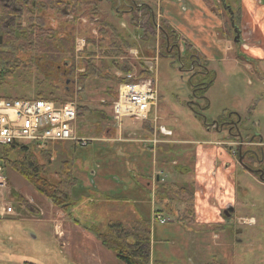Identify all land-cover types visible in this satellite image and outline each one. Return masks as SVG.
Here are the masks:
<instances>
[{
  "label": "rangeland",
  "instance_id": "1",
  "mask_svg": "<svg viewBox=\"0 0 264 264\" xmlns=\"http://www.w3.org/2000/svg\"><path fill=\"white\" fill-rule=\"evenodd\" d=\"M96 2L101 14L95 18L94 23L85 20L86 25L81 21L90 17L83 15L84 12L77 17V20H71L67 14L58 15L51 8L45 7L46 9L43 11L34 10L32 14L33 17H41V28L37 27L39 24L29 28L31 15L24 14L20 20L23 30L13 37L16 46L22 45L21 42H27L30 32L35 33L36 36L43 34L42 37L46 40L49 29H55L56 37H60L61 40L74 36L78 40L79 37L98 40L102 28V24L100 26L98 23L100 20L101 22L106 20L117 30H120L129 42L136 44L127 52L126 56L119 59L120 62H129L133 66L135 65L138 70L142 68L138 67L139 64L143 66L144 62H153L151 59L154 56L153 47L157 45L159 38H150L148 42L138 39L136 34H143L146 30L140 28V31L134 26L131 13H124L121 16L114 13L110 3H117V8L119 0H113V2L111 0H93V3ZM156 11L155 16L161 20L162 15H160L159 9ZM234 22L233 24L237 25V22ZM74 28L76 33H74ZM43 31L46 35L42 33ZM4 32L6 33V30L0 31L2 42ZM107 32L110 33V30ZM9 33L11 32L9 31ZM154 34L156 35V32ZM108 40L107 36L103 41L104 46L108 45ZM238 47H242V43ZM236 51L234 50V52ZM64 52L66 51L61 54ZM15 53L26 65L18 69L13 79L0 85V97L32 100L38 93H43L45 96L58 99L56 100L58 103H71L76 106L77 114H79L78 121L75 123L76 136L87 140L88 143L85 146L80 142H77L76 145L73 142H54L48 145L47 149H53V165L47 168L45 176L49 180L55 181L59 164L62 161L70 160L75 165L74 175L86 188V193H81L80 197H84L80 204H75V208L69 214H65L54 207L49 199L35 191L34 187L19 173L9 166H5L9 187L0 194V206L13 207L18 213V217L12 216L0 220V264H24L27 262L32 264H84L85 260H82L83 257L77 246L76 250L75 246H71L74 251V259L67 262L64 260L63 254L68 248L64 242L69 243L70 241L66 235H57L59 246L55 238V226L60 225L62 230L75 228L74 222L76 221V224L83 229L82 234L77 236V243L79 239L85 241L86 252L91 254L92 251L99 250V245L102 246L95 236L88 232L92 225L106 230L113 220L117 222L132 221L133 223L139 221L136 217H130L131 208H133L130 201L124 200L122 196L106 193V188L97 187L99 184L103 186V181L105 184L111 182L110 187H112L113 180L109 177V171L105 170L107 172L103 175L107 178L105 180L103 178L99 180L94 174L95 171H98L96 168L101 163L108 160L111 154H116L111 149H121L117 145H123L128 151L124 155L116 154L114 156L118 162L120 161V169L115 173L119 177H124V174L128 173V180L131 181L132 171L128 168V164H130L129 160L137 155L134 152L131 153L130 149H139V145L143 149H147V145L138 143V140H143L148 134L144 129L146 125L142 124L141 126L140 122L137 123L131 118L123 119L120 125L115 121L116 119L110 118L112 110L111 107H108V102L112 101L111 104L114 102V92L118 90L113 81L114 68L111 60H103L104 67L109 71L111 69L109 73L105 70L100 71L101 74L90 79L88 84L83 87L78 84V78L85 70V63L81 65L75 61L76 67L73 70V68L63 66L61 62L58 65L46 62L44 57L40 56L41 52L33 50V48H25L23 51L16 50ZM66 58L68 59V57ZM102 59L103 57L99 56V61L96 59V63L99 64ZM105 61H109V63L107 64ZM245 62L247 61L242 56L238 59L227 58L224 63H212L210 68L214 71L210 72L213 75L211 78L213 83L211 87L201 89L200 85L204 83L201 81V76H196L191 85L190 75L192 73L187 71V68L180 69V63L176 59L160 56L157 65L154 64V71L150 69L153 73L151 78L156 81L159 91L160 102L157 115L160 117V123L164 121L167 126L172 124L171 127L176 132L184 134L183 139L204 140L203 130L206 135L213 133L218 135L215 131H208L207 124L212 125L217 123L221 117L229 118L232 115L233 121L242 120L241 128L244 135L251 137V141L254 139L258 145L264 144V72L261 66L258 68L256 64ZM248 65L252 66V70L250 67L247 68ZM119 72H116L117 75ZM135 73L137 74L138 71ZM193 94L205 96L208 100V113L205 115V119H200L195 113V106L191 104ZM84 107L88 111L84 116H81L80 110H83ZM105 115L109 118L104 117ZM195 132H199L200 136H196ZM154 138L155 136L152 134L150 139ZM171 138L174 139V137ZM166 140L170 142L161 141L155 145L152 143V148L162 149L164 150L163 154L166 153L167 157L179 160V170H183L186 175L189 174L193 170L194 151H196V149L189 148L194 145L175 144L171 139ZM217 146H220L219 142H217ZM226 148L229 151L228 147ZM167 149L172 153H167ZM217 150L218 153L213 156L226 167L227 175L232 174L229 176L232 187L227 193L230 199L228 204L220 210V218H215L210 204H207L210 213L205 209V215L210 219L206 223L197 220L198 216H196L194 224H184L178 220V215L175 213L163 215L169 218L165 225L149 218L152 240L154 241L150 249L152 258L172 264H211L214 261H217L218 264H264V180L254 171L252 162L248 161L247 163L245 160L238 163L236 159V161H232L221 149ZM247 150L242 149L244 154ZM236 152L237 149L231 148L233 156ZM38 157L44 164L41 154ZM146 162H148L147 168H151L153 161ZM125 165L127 171L124 169ZM175 171V166H168L167 174L169 176L173 177ZM160 175L164 174L160 172ZM152 180H156V178L153 176ZM162 180L164 181V179ZM168 180L170 179L166 177L164 182H168ZM119 181L125 182L124 179ZM176 182L180 186L184 185L183 181ZM187 184L186 186L189 188L194 186L190 182ZM110 187L108 191H112ZM102 192H105L103 196ZM77 194L79 196V193ZM20 195L27 199L35 210H29L24 205L20 207L17 199ZM154 202L157 201L154 199ZM212 204H214L213 201ZM227 206L232 210L230 217L224 215ZM156 207H158L157 203ZM25 213L27 214L25 215ZM118 213L121 216L119 219H115L114 215ZM144 219L145 216L141 217V220ZM84 231L87 233L84 234ZM32 234L35 238H32ZM84 236L93 239L96 243L86 240ZM103 249L104 253L112 257L111 262L107 256L104 257L110 264H123L114 253L105 247ZM60 250L63 252L62 255Z\"/></svg>",
  "mask_w": 264,
  "mask_h": 264
},
{
  "label": "trees",
  "instance_id": "2",
  "mask_svg": "<svg viewBox=\"0 0 264 264\" xmlns=\"http://www.w3.org/2000/svg\"><path fill=\"white\" fill-rule=\"evenodd\" d=\"M201 1L208 8V10L215 16L217 15L218 18L222 17L224 12H230L225 8L222 0ZM225 2L226 5H229V0H225ZM45 7L51 8L58 15L67 14L71 20H77V17L84 12L83 15L90 17L86 18L90 21V23H93L95 18L101 14V10L99 9L97 2L93 3V1L90 0H0V31L6 30V33L4 32L3 42L0 44V85L13 79L18 69L22 68L23 65H26L24 64L25 62L15 53L16 50L23 51L25 48H33V50L37 51L39 50L41 52L40 56L42 55L46 62H50L54 65H58V63L61 62L63 66L73 68V70L74 67H76L74 65L75 61H78L81 65L85 63V70H83V73L79 75L78 78V84L83 87L88 84L90 79L95 78L99 75V73L101 74L102 72L100 71L105 70L107 73L111 71V69L109 71L108 68L104 67L103 60L105 59L111 60V63L113 64V81L116 83L117 89L120 84L127 82V75H133V79H149V77H152L153 73L144 65L141 66L139 64L138 67L142 68L138 70L135 65L133 66L129 62H120L119 59L126 56L128 54L127 52L134 48L136 44L129 42L127 37L122 34L120 30H117L116 27L112 26L111 23L106 20L102 22L100 20L99 25L101 26L102 24V28L100 29V38L98 37V40L95 38L86 39L83 37L86 40V48L82 54H78L76 51L78 39L74 38L75 36L69 38L65 37L64 40H61L60 37H56L57 33L55 29H49L47 32L50 33H47V35L45 34V31L42 32L46 35V40L43 39V34L36 36L35 33L30 32L29 40H27V42H21L22 45L17 47L13 37L18 32L21 33L23 30V26L20 21L21 18L24 14H28L29 16L31 15L29 18L31 22L29 28L37 26L38 24L39 25L37 27L41 28V17H33L32 14L34 10L41 12L43 9H46ZM232 12L234 13L235 21L237 22V25L233 24V28L231 29V38L234 39L235 27L237 26L240 28L242 15H240V11ZM147 15L150 18L151 14L147 13ZM145 17L146 16H143L141 19L142 23H145L146 21L144 27H139L137 25L138 23L136 17H134V26L137 27L138 30H140V28L142 30H146L143 34L138 33L136 35H138V39L148 42L150 38L155 37L150 30L153 29L156 31V27L152 18L145 19ZM155 19L158 20L157 18ZM156 23H158V21H156ZM160 23L161 27H166L167 29L165 34H170L169 36H173L172 34H174L177 38H180L178 34L173 32L166 20H163ZM42 30L44 29L42 28ZM107 30H110V33H108ZM9 31L11 33H9ZM74 33H76V30ZM107 36L109 38L108 45L104 46L103 41L106 40ZM159 42H162L165 45L164 40L161 41L160 39ZM38 45L40 47H36ZM184 45L186 46L187 51L193 49V46L189 43H184ZM159 50H163L162 52L165 53L163 46H160ZM63 51L66 52L61 54ZM155 52L156 48L154 46L152 53L155 55ZM99 56H102L103 59L98 64L96 63V59L98 60ZM66 57H68V59ZM106 63L108 64L109 61ZM117 71H120L118 75L116 73ZM135 71H138V73L136 74ZM114 96L116 99V91L114 92ZM50 97L51 96H45L43 93H38L33 99L49 100L61 105L64 103H58L56 101L58 99L55 100V98ZM5 99L14 100L23 98L5 97ZM111 102L112 101L108 102L109 108H112L113 106L114 102L112 104ZM87 111L86 107H84L83 110H80L81 116H84ZM109 116L113 119L112 111ZM104 117L107 119L109 118L107 115ZM150 124L151 123H143V125H146V128L144 129L149 130ZM36 148L37 147L35 145L15 143L3 149V160L7 166L19 173L27 182H29L34 187L35 191L49 199L54 207L60 209L65 214H69L70 211L75 208V204H80V201H82L84 196L80 197L81 193H86V188L81 185V181L74 175L75 165L70 160L62 161L59 164L56 180L51 181L45 175L47 168L53 165L52 155L46 149L39 150ZM40 154L44 164L38 157ZM156 184L157 187L155 193L153 194V202L152 195L150 193L152 210L149 214V218L153 217V213L164 217L163 214L160 213L163 212V210H160L159 207H161L162 204H165L164 202L167 200L170 203H178L183 207L181 214L178 215V220L182 221L184 224H194L196 222V214L194 205L195 197L192 188L180 186L177 183L163 182L160 177ZM77 193H79V196H77ZM17 199L20 206L24 205L31 210H35L23 196L20 195ZM154 199L157 202H154ZM156 203L158 204V207H156ZM149 218L136 221L134 223L129 221H111L112 223H110L108 229L106 230H102L98 226L92 225L88 229V232L95 236L103 247L114 253L118 260L123 264H172L168 261L152 258L150 253L152 246V234ZM75 223L77 222L75 221ZM24 264L32 263L27 262ZM211 264L218 263L217 261H214Z\"/></svg>",
  "mask_w": 264,
  "mask_h": 264
},
{
  "label": "crops",
  "instance_id": "3",
  "mask_svg": "<svg viewBox=\"0 0 264 264\" xmlns=\"http://www.w3.org/2000/svg\"><path fill=\"white\" fill-rule=\"evenodd\" d=\"M154 5L157 6V9H159L162 19L166 20L168 25L178 34L181 39V43L191 44L193 46V51H196L200 55V57L204 60L206 67L210 71H214L212 68H210L212 63H224L226 62L227 58L238 59L244 56L247 61L245 63L256 64L258 68L261 66L264 72V0H229L228 6H230L231 11H240V15H242L240 24L241 34L239 41H236V32L234 39L231 38V29L233 28V23L235 21L233 12H224L223 16L218 18L208 10L201 0H158L156 3H154ZM159 41L160 40L158 39V43ZM240 43H242V47H238ZM157 47L156 52L160 54V50L159 48L157 49ZM234 50L237 51L234 52ZM158 53L154 55L153 58H151L152 61L155 59ZM230 53H232V55H230ZM240 53L244 54L241 55ZM249 67L252 70V66L248 65L247 68L249 69ZM165 123L166 122L162 121L160 124L173 131L172 137H174V139L171 137L166 138L159 136L160 141L170 142L166 139H171L172 143L175 144H192L194 146L190 147L189 149H196L197 151H194L195 161L192 165L193 170L190 171L189 174L186 175L183 170H179V160L173 157H167L166 153L163 154L164 150L162 149L152 148L153 144L149 143V141H151L150 136L153 134V129L150 126L149 130L146 129L148 133L146 137L143 140H138V143L147 145V149H143V147L140 145L139 149H130L131 153L134 152V154L137 155L133 158L131 157L132 159L129 160L130 164H128V168H130L132 171V180H128V173L124 174V177H119L115 173V171L120 169V161L118 162L114 156L116 154L118 156L124 155L128 151V149H125L123 145H117L121 149H111L116 154H111L108 157V160L101 163L96 168L98 171H95L94 174L99 180L101 178L105 180L106 177L103 175L107 174L105 170H108L109 177L111 180H113V188L110 187L111 182H106L105 184V181H103V186H100L99 184L97 187L106 188V193H113L115 196H122L124 200L130 201L131 207H133L131 208L132 213L130 217H136V219L140 221L141 217L143 216H145V219L149 218V214L152 210L150 193L153 198V194L155 193L157 187L156 182L159 180V177L164 179V181L167 177L170 179L168 182L173 181L171 183L183 181L184 185L182 186H186V184L190 182L192 185H194V188H191L195 197L194 205L196 216H198L197 220H201L203 223H206V221L210 220L208 218L209 216L207 217L205 215V209L208 213H210L207 204H210L215 218L219 219L221 214L220 210L224 205L228 204L230 199V196L227 195V193L230 192L229 189L232 187L229 178V176L232 174L227 175L226 167L219 163V161L213 155L218 153L217 149H221L224 154L228 155L233 161L234 159L231 149H229V151L226 150V147L229 148V146L224 144L223 140L218 138V136L214 133L206 135L205 131L203 130L204 135L202 137L204 140L194 138L183 139V133L176 132L175 129L171 127L172 124L167 126ZM139 124L142 126L143 123L140 122ZM194 134L196 136H200L199 132H195ZM75 135H77L76 132ZM217 142H219L220 146H217ZM46 150H48L52 155L53 149H47L46 147ZM166 151L167 153H172V151L169 149ZM146 161H153L151 168H147L148 162ZM169 165L176 167L173 177L167 174ZM124 169L127 171L126 165ZM160 172H162L164 175H160ZM153 176L156 178V181L152 180ZM120 179H124L125 182L119 181ZM109 187L112 191H108ZM104 193L102 192L101 195L103 196ZM212 201L214 204H212ZM164 203L165 204L161 205L162 208L159 207L160 210H163V212H160L163 215L166 213H175L176 215L181 214L182 206L180 204L170 203L167 200ZM26 214L27 213H25V215ZM114 216H116L114 217L115 219H119L121 214L118 213ZM61 225L63 226L64 222ZM74 226L75 228H66L64 230L61 229L60 225L55 226V238L58 234H62V236L66 235L70 241V244L64 242L65 246L66 244L68 245L66 246L68 248H66L63 254L64 260L67 262L74 259V251L72 247L75 246L76 250L77 246L80 250V255L83 257V259L82 257L81 259L85 260L84 264H110L109 262H111L112 257L109 254L104 253L103 246L99 245V250H96V253L92 251L91 254H89L86 252L85 241L79 239L77 243V236L82 234L83 229L75 222ZM86 233L87 232L84 231V234ZM85 239L96 243V241L91 238L89 239L85 237ZM58 240L59 239L56 238V241L60 246V242ZM153 242L154 241L152 240V244ZM60 252L62 255L63 252L61 250ZM105 256L109 258V262L104 259Z\"/></svg>",
  "mask_w": 264,
  "mask_h": 264
},
{
  "label": "built area",
  "instance_id": "4",
  "mask_svg": "<svg viewBox=\"0 0 264 264\" xmlns=\"http://www.w3.org/2000/svg\"><path fill=\"white\" fill-rule=\"evenodd\" d=\"M86 41L77 40V53L84 50ZM158 61V58H155ZM127 75V82L119 86L117 100L113 106L114 118L121 122L131 118L142 122H151L155 138L154 145L161 142L159 136L171 137L172 131L158 124L157 108L159 91L156 81L133 79ZM77 110L71 103L59 105L46 100H7L0 97V194L8 188L5 175L3 149L15 143H32L40 149L54 142H80L87 140L76 137L74 124ZM16 215L13 207H0V217ZM168 218L153 214L152 221L166 224Z\"/></svg>",
  "mask_w": 264,
  "mask_h": 264
},
{
  "label": "flooded vegetation",
  "instance_id": "5",
  "mask_svg": "<svg viewBox=\"0 0 264 264\" xmlns=\"http://www.w3.org/2000/svg\"><path fill=\"white\" fill-rule=\"evenodd\" d=\"M111 1L113 2V0ZM157 1L158 0H154L152 2H147L146 0H119V6L117 8V3H110V6L114 9V13L116 15L121 16V14L124 13H131L133 19L134 17L137 18V25L139 27L145 26L146 21L145 23L141 22L143 16H146L145 19L152 18L156 27V31H154L153 29L150 30L153 35H155L154 33L156 32V35L153 38L157 37L159 38V40L161 39V41H165V45L162 42L158 43V47L163 46L165 51V53H163V50H160V56L176 59L180 63V69L184 70L185 68H187V71L192 73V75H190L191 85L194 83L196 76L199 75L201 76V81L204 82L200 85L201 89L204 87H211L213 83V80H211V78H213V75L206 67L204 60L200 57V55L196 51H193V49L187 51L186 46L181 43V39L177 38L176 35L172 34L173 36H169L170 34H165L167 31L166 27L163 28L160 25V22L164 19H161V21L155 19L157 18L155 16V14L157 13V6L154 5V3H156ZM147 13L151 14L150 18ZM156 21H158V23H156ZM173 32L177 34L174 30ZM191 104L195 106L194 109L196 115L200 119H205V115L208 113L209 105L206 97H201L200 95L193 94V96H191ZM231 116L229 118L221 117L217 123H214L212 125L207 124V130L217 132L218 138L222 139L224 144L228 145L231 143L230 145H228V149H231L233 147L234 149H237V152L234 153L233 156L234 160L236 159L237 161H235L238 163H242L245 160L247 161V163L248 161L252 162L254 171L261 177L262 180H264V144L258 145L257 143H255L254 139L251 141V137L242 133V120L238 119L237 122H235L232 120ZM237 118L240 117L237 116ZM229 139L230 141H228ZM242 149L248 150L245 151L244 154ZM250 153H252V155H250ZM225 209H227L226 211H230L231 208L227 207ZM226 211H224V213Z\"/></svg>",
  "mask_w": 264,
  "mask_h": 264
},
{
  "label": "water",
  "instance_id": "6",
  "mask_svg": "<svg viewBox=\"0 0 264 264\" xmlns=\"http://www.w3.org/2000/svg\"><path fill=\"white\" fill-rule=\"evenodd\" d=\"M222 1H223V4H224L225 8H227L228 10H230V12L232 13L230 6L226 5L225 0H222ZM235 32H236V41H239V39H240V34H241L240 28L236 26V27H235ZM1 43H2V39L0 38V44H1ZM143 65H144L145 67H148L149 69L153 70V63H152V62H144ZM231 212H232V210H230V211H226V212H225L226 216H230V213H231ZM32 238H35V237L33 236V234H32Z\"/></svg>",
  "mask_w": 264,
  "mask_h": 264
}]
</instances>
